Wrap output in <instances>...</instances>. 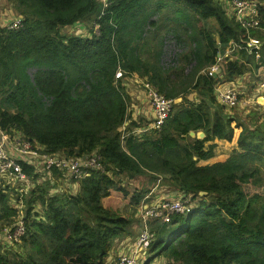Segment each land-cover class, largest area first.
<instances>
[{"label": "trees", "instance_id": "1", "mask_svg": "<svg viewBox=\"0 0 264 264\" xmlns=\"http://www.w3.org/2000/svg\"><path fill=\"white\" fill-rule=\"evenodd\" d=\"M7 1L23 26L0 27V131L19 132L44 154L97 151L104 172H89L75 195L49 196L46 184L32 191L24 199L26 233L16 243L22 256L0 247V264H109L114 244L132 236L149 190L129 195L121 176L147 178L190 199L189 210L167 223L147 220L154 239L145 264L158 257L168 264H264V194L244 192L245 185L264 186V120L255 109L226 116L214 95L218 84L264 64V0H256L261 29L249 33L260 41L259 58L241 49V59L225 61L215 76L204 70L229 42L244 45L247 34L213 0H114L104 11L98 0ZM78 22L90 23V36L62 33ZM165 41L178 52L162 61ZM117 69L181 99L158 129L131 118ZM234 128L240 151L199 166L214 155L215 145L206 143L231 141ZM21 167L32 177V167ZM111 192L129 196L130 216L102 206ZM35 203L43 216L33 213ZM16 215L0 185V234Z\"/></svg>", "mask_w": 264, "mask_h": 264}, {"label": "built area", "instance_id": "2", "mask_svg": "<svg viewBox=\"0 0 264 264\" xmlns=\"http://www.w3.org/2000/svg\"><path fill=\"white\" fill-rule=\"evenodd\" d=\"M98 1L102 5L101 11H104L114 0ZM214 1L222 8L225 15L229 19L234 20L247 34L244 45L229 42L225 46L224 51L220 50L217 53L215 63L204 70L207 73L216 75L221 65L227 60L228 54L232 52H238L243 49L248 54H254L255 59L259 58L260 41L249 36V33L261 29V20L258 17V6L260 3L256 0ZM22 22L23 17L15 12L3 27L9 30H18L22 28ZM97 28L98 24H95L94 30L96 31ZM259 70L264 71V64L259 67ZM114 77L116 80H121L124 90L126 89L125 83L129 81V77H133L136 80L139 89L142 90L152 110V117L149 120L151 128L158 129L168 117L173 106L180 101L179 98L173 99L163 96L146 79H139L136 76L123 72L121 69L116 70ZM260 86L264 88V82ZM214 95L217 102L228 109L237 107L240 103L239 93L233 86L214 91ZM4 144L10 145L17 155L9 153ZM42 149V146L32 145L19 132L6 133L0 131V185L1 187H6L10 192V199L12 197L18 199L14 206L11 205L17 211L14 223L9 227H5L0 234V238L8 244L15 245L16 243H20L21 238L26 233V223L23 214L24 199L30 193V191L28 192V188L30 180H33V177H41L47 172L56 171L64 177L78 182L87 176L89 172H104V167L100 163L99 156L95 151L82 157L65 158L58 154L41 153ZM21 157L25 158V162L22 161ZM21 163L32 167V178L22 171ZM169 198L157 197L151 201L150 197L145 196L143 201L137 206V215L139 213L142 226L135 243V248L132 249V253L130 254L126 252L120 253L117 256L115 264H145L146 248L154 239V233L149 230L147 220L153 218L167 223L173 215L182 214L189 210V198L185 200L182 199V196L180 198ZM152 262L149 264H161Z\"/></svg>", "mask_w": 264, "mask_h": 264}, {"label": "crops", "instance_id": "3", "mask_svg": "<svg viewBox=\"0 0 264 264\" xmlns=\"http://www.w3.org/2000/svg\"><path fill=\"white\" fill-rule=\"evenodd\" d=\"M4 2L6 3V0H0V5L2 6V4ZM8 12H9L8 15H4V17H0V27H3V25L12 18V16H13L12 10H9ZM76 28H80V29H76ZM82 28H85L84 24L83 23L80 24L78 22V23H75L73 25L66 26L62 30L65 29L66 33H69L70 29L72 30L71 33H69V34L63 33L65 35H73V36H80V37L90 36V30H89V32L83 31ZM215 38L217 39V37H215ZM224 49H225V47L221 48L220 50L224 51ZM236 53H238V56H236L235 59L237 58V60H240L241 58L239 56V52H236ZM231 54H228L226 61H232ZM239 62H242V61H239ZM257 70L264 73V71L259 70V67L256 69V71ZM128 74L132 75V76H136L139 79H146V78L140 77L135 72H131ZM248 74H250V73L247 72V74L245 73L244 76L242 75L240 77H237L234 81L236 82V84H238L243 78L248 76ZM231 86L235 87L234 82L220 83L215 87L214 91L223 90V89L229 88ZM125 88L126 89L124 91L126 92V94L128 95V98H129L128 110H129L130 104H131V107H133L134 103L137 104V106L134 104V112L132 111V116L130 115L131 118L133 120H136V118H139V117H137V115L139 116V114H141V115L145 116V119H150L152 117L151 107H150L148 101L146 100L144 94L142 93V90L139 89L138 84L133 77H129V81L127 83H125ZM254 90H255V93H253V95L255 96L254 100L255 99L257 100L259 97H262L264 99L263 96H259V94L264 91V89H262L261 86L256 87ZM194 98H195V95H194ZM179 102L180 101H178V103ZM257 106H259V109L262 108L258 104H257ZM232 124L234 125V122ZM144 130H146L145 127L139 128V129H137V132L141 133ZM234 131L235 132H233V137H232L231 141L214 139L212 142L206 143V146L208 144H214L215 145V148L213 150L214 155L212 158H210L206 161H200L198 163V165L204 166V165H212L214 163L223 162L231 155V153H233V151H235V150L240 151L237 148V138H238V135L240 133V129L234 128ZM4 146L9 153H11L12 155H17V153L12 149V147L10 145L4 144ZM225 150H227V151H225ZM95 152H97V151H95ZM221 154H225L224 159H221ZM21 159L23 162H25L24 161L25 158L21 157ZM37 177H33V178L31 177L33 180H30V185L28 188V192L30 191V193L28 194L26 199L31 196L32 191H36L37 188L39 186H41L42 184H46L49 186V191H48L49 196H55L58 194L75 195L78 192V182H75L73 180L68 179L67 177H64L59 172H56V171L47 172L43 176L38 177V178ZM122 177H124V176L119 177V179L121 180V183L123 185L124 179H126V178L122 179ZM143 177H145V176H143ZM0 184H1V181H0ZM147 188L149 190L146 193V196L150 197V200H154L155 196H157L158 198L165 197V196L166 197H172V198H180L182 196V195H179V193H177V192H173V191L169 192L168 187L165 185H156V183H152L151 186H149ZM118 194H120V193L111 192L108 197L104 198L102 200L103 207L107 208L109 210L117 211V209L114 207V205L111 204V202H112V198L113 199L114 198H120V197H116V196H118ZM17 200L18 199L16 197H12L10 199L11 205L14 206L16 204ZM120 200H122V199L120 198ZM124 203L126 206H129L128 200H124ZM129 207H128V211L131 210V209H129ZM22 208H23V205H22ZM24 208H25V206H24ZM32 211H33V213L38 214L39 216H43L39 203H35V205H33ZM123 216L128 217L129 215H123ZM134 217L137 219V222L133 223V226H132L133 234H132V236L128 237V238L126 237L125 239L118 241L117 242L118 246H117L116 250L114 249V246H113L112 250L110 251L109 257L107 259L109 264L113 263L111 261V260H113L111 258L112 253H116L117 255H119L120 253L126 252V253L130 254V253H132V249L135 248V243H136V240H137V237H138V234L141 230L142 225H141V220L138 218L137 211H136ZM137 224L139 225V227L137 226ZM0 241L7 244L1 238H0ZM155 262L161 263V264H168L167 261L162 257L155 258L152 263H155Z\"/></svg>", "mask_w": 264, "mask_h": 264}, {"label": "rangeland", "instance_id": "4", "mask_svg": "<svg viewBox=\"0 0 264 264\" xmlns=\"http://www.w3.org/2000/svg\"><path fill=\"white\" fill-rule=\"evenodd\" d=\"M9 10H12V12L15 13V11L12 7V4L6 0V3L4 2L2 4V6L0 5V17H4V15H8ZM80 24H82V23H80ZM83 24H84L85 28H82V30L89 32V30L91 29L90 23H83ZM208 25H209V27H211L213 25V22H209ZM76 29H80V28H76ZM61 31H62V33H66L65 29L61 30ZM71 31L72 30L70 29L69 33H71ZM69 33H66V34H69ZM214 37H217L216 34L214 35ZM174 46H175V43L173 41L172 42L171 41L170 42L165 41L164 56H163L162 61H166L171 55H173V53L176 54L178 52V50L176 48H174ZM236 56H238V53L232 52V54H231L232 60H234ZM235 60H237V58ZM249 73L250 74H248V76L243 78L238 84H236L235 81H232V82H234L235 88H236L237 92L239 93L240 103L237 107L232 108V109H228V108L224 107V109H225L224 113L226 116L232 115V116H236L237 118H241L245 114H247L249 111L256 109V110H258L257 113L258 114L260 113L259 114L260 115V121H262V120H264V100H259V103H258L256 99L254 100L255 96L253 95V93H255L254 89L256 87H259L264 82V73H262L261 71H258V70L257 71H250ZM262 89H264V88H262ZM259 96L264 97V91L261 92L259 94ZM191 97L194 98V94ZM193 98H191V99H193ZM134 104L137 106L136 103H134ZM134 104H133V107H131V104L129 106L128 113L131 116H132V111L134 112ZM257 104L260 105V107H262V108L259 109V106H257ZM137 117L145 118V116L141 115V114H139V116L137 115ZM136 119H138V118H136ZM147 120H150V119H147ZM237 129H240V128H237ZM225 151H227V150H225ZM224 155L225 154H221V159H224ZM122 179H123V177H122ZM141 184H143V185H141ZM150 185H151V182L148 181V179H146V178L143 179L142 181H139V179H135V178L134 179H124V182H123V186L129 195H131L135 191H145L144 188H147ZM244 192L246 194H248V196L254 194L255 192L260 193V194L261 193L264 194V186L260 187L259 189L258 188L255 189L250 185H245L244 186ZM116 197H120L122 200H120V198H114V199L112 198L111 204L114 205V207L117 209V212L119 214L130 216L132 214V209L129 207L130 205L126 206L124 203V200L129 201V196H124L123 194H118V196H116ZM156 198H157V196H155L154 199H156ZM167 198H169V197H167ZM169 199H171V197ZM128 207H129V209H131L130 211H128ZM23 214H24V212H23ZM138 218H140L139 213H138ZM138 224H137V226L139 227ZM17 244H15V245H13V244L11 245L8 243L5 244L4 242L0 241V247L3 251H10V252H13V253H16V254L22 256L23 251L18 247ZM117 246H118V243L116 242L114 244L115 250L117 249ZM117 256L118 255L116 253L111 254V258L113 259V260H111L113 262L112 264H115Z\"/></svg>", "mask_w": 264, "mask_h": 264}, {"label": "water", "instance_id": "5", "mask_svg": "<svg viewBox=\"0 0 264 264\" xmlns=\"http://www.w3.org/2000/svg\"><path fill=\"white\" fill-rule=\"evenodd\" d=\"M259 100H264V99L262 97H259L257 99V102L258 103H259ZM189 136L192 137V138L196 136L198 139H203L204 138V134L202 132L194 133V132L191 131V132H189ZM199 195H204V193L203 192H200Z\"/></svg>", "mask_w": 264, "mask_h": 264}]
</instances>
